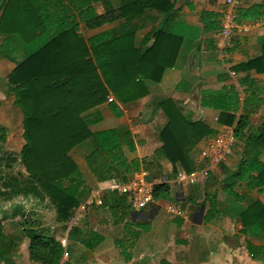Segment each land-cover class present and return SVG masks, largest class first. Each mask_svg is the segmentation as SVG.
<instances>
[{
    "label": "trees",
    "instance_id": "trees-1",
    "mask_svg": "<svg viewBox=\"0 0 264 264\" xmlns=\"http://www.w3.org/2000/svg\"><path fill=\"white\" fill-rule=\"evenodd\" d=\"M102 0H1L0 54L17 66L8 75V88L13 93V104L20 112L23 144L19 151L27 180L10 177L2 183L0 196L10 201L18 195L49 200L56 209L55 221L69 225L81 198L80 192L88 189L87 181L70 152L81 143L93 140L95 147L86 157L87 165L98 181L118 179L127 182V175L150 169L161 156L173 164L180 163L191 170L192 148L210 130L201 121L183 113L171 99L161 106L169 122L160 132L162 148L152 157L128 159L125 147L135 150L129 130L109 128L92 132L85 113L105 103L113 94L123 104L147 94V79L159 80L165 67L174 63L181 44L180 36L158 28L154 43L141 53L135 45L136 27L125 28L118 35L99 32L85 38L78 32L81 23L94 29L111 21L143 13L146 5L137 0H120L116 10L98 14L93 2ZM147 6L169 13L168 0L148 2ZM238 20L257 19L264 15V1L235 8ZM201 21L205 30L217 31L221 27L219 14L204 9ZM22 58L18 59V55ZM234 71L255 69L264 72V54L233 67ZM248 83L243 113L235 128V138L243 145L242 155L235 171V180H247L251 187L264 186V164L260 149H264V121L256 129H248L249 117L264 105L261 90L256 82ZM186 85V81L182 82ZM179 89L183 88V85ZM200 104L221 111V121H233V111L239 104V92L230 85L223 90L205 91ZM113 113L120 110L111 104ZM1 137V136H0ZM17 158H6L10 168ZM231 177V176H230ZM234 181L228 183L233 187ZM165 184H154L153 197L166 190ZM230 190V189H228ZM102 204L116 217L119 211L128 213L132 208L126 193L116 190L102 193ZM4 204L0 201V264H12L18 243L3 234ZM180 208V205H179ZM210 220L218 211L212 203L208 210ZM207 212V213H208ZM264 216V206L255 203L246 209L242 220ZM81 230L72 225L70 234L78 237ZM96 235L94 232H90ZM29 239V258L40 264H70L63 259L64 246L42 226L24 228ZM91 235V236H92ZM99 238V237H98ZM101 238V236H100ZM99 238V239H100ZM81 242L92 247V237ZM18 240V239H16ZM247 249L253 258L264 255V247L252 244Z\"/></svg>",
    "mask_w": 264,
    "mask_h": 264
},
{
    "label": "crops",
    "instance_id": "crops-1",
    "mask_svg": "<svg viewBox=\"0 0 264 264\" xmlns=\"http://www.w3.org/2000/svg\"><path fill=\"white\" fill-rule=\"evenodd\" d=\"M153 1L137 0L146 5L143 13L94 29L80 24L78 32L86 39L99 32L118 35L125 28L135 26V45L141 53L152 46L158 28L181 37L174 63L165 67L159 80L145 81L148 91L145 96L123 104L111 94L105 103L85 113L90 120L89 128L92 132L109 128L129 130L135 150L125 147L128 159L150 158L163 146L160 132L169 118L161 104L171 99L183 113L201 121L210 131L192 148L190 171L161 156L150 169L128 174L127 182L97 180L86 162L95 147L93 140L75 147L70 156L83 173L88 189L73 216L81 230L78 237L70 234L73 217L64 238L55 237L64 246L63 259L68 256L70 264H264V255L253 258L247 249L248 244L264 247V216L248 217L246 223L242 220L244 211L251 205L264 206V186L251 187L247 180H235L234 175L243 150L234 135L248 88L243 79L248 78L249 83L255 81L264 97V72L233 69L264 54V15L257 19H237L232 37L226 40L220 29L205 30L201 21L204 9L218 13L220 21L223 20L228 11L226 0H168L169 13L147 6ZM233 1L236 8L264 0ZM93 6L98 14H103L116 10L120 0H102L93 2ZM3 38L0 34V43ZM22 56L19 54L18 59ZM16 66V61L0 54V79H5L7 90L8 75ZM183 81L187 84H182ZM181 84L183 88L179 89ZM230 85L239 92V104L232 112L233 121H221V111L202 106L200 98L207 90L220 91ZM111 104L120 110L119 116L113 113ZM263 121L264 105L249 117L245 131L260 127ZM218 140L229 145V151L221 159L213 160L204 152L213 151L210 147ZM260 161L264 164L263 148ZM139 175L167 186L143 209L129 208L128 213L123 215L119 211L114 217L108 206L88 203L93 185L128 183ZM233 181V187H228ZM212 203L218 212L206 220ZM89 237L96 242L92 247L80 239Z\"/></svg>",
    "mask_w": 264,
    "mask_h": 264
},
{
    "label": "rangeland",
    "instance_id": "rangeland-1",
    "mask_svg": "<svg viewBox=\"0 0 264 264\" xmlns=\"http://www.w3.org/2000/svg\"><path fill=\"white\" fill-rule=\"evenodd\" d=\"M6 85L5 79H0V190L4 189L2 183L8 181L10 177H17L23 181L28 178L19 161V151L23 144L21 116L12 103L13 93L6 89ZM10 157L17 158V161L7 168L4 164L6 158ZM92 187L94 190L97 186ZM86 193V190L80 192L79 197L82 199ZM0 201L4 204L3 234L18 243L12 258L13 264H40L29 258L27 253L29 239L24 234V228L42 226L49 234L60 239L64 238L68 223L59 224L55 221L56 209L49 200L41 201L33 196L18 195L10 201L0 196ZM0 246L3 247L4 244L1 242Z\"/></svg>",
    "mask_w": 264,
    "mask_h": 264
},
{
    "label": "built area",
    "instance_id": "built-area-1",
    "mask_svg": "<svg viewBox=\"0 0 264 264\" xmlns=\"http://www.w3.org/2000/svg\"><path fill=\"white\" fill-rule=\"evenodd\" d=\"M226 4L228 5V11L227 15L221 20L220 35L226 40H230L233 28L236 26L237 16L234 1L226 0ZM210 149L213 151L209 152V150H207L204 152V155L213 160H219L229 151V145L223 144V142L218 140L210 147ZM154 184L155 181L147 180L144 175H139L128 183L110 182L109 184H100L90 193L88 203L101 205L102 193L104 191L116 190L128 195L131 206L134 210H141L154 200ZM75 223L76 218L73 217L71 225H74Z\"/></svg>",
    "mask_w": 264,
    "mask_h": 264
},
{
    "label": "clouds",
    "instance_id": "clouds-1",
    "mask_svg": "<svg viewBox=\"0 0 264 264\" xmlns=\"http://www.w3.org/2000/svg\"><path fill=\"white\" fill-rule=\"evenodd\" d=\"M215 258L213 257V260H214Z\"/></svg>",
    "mask_w": 264,
    "mask_h": 264
}]
</instances>
